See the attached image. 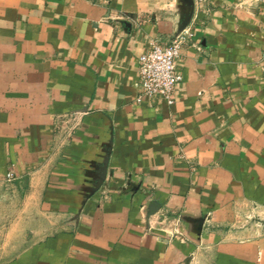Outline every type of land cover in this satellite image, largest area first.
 <instances>
[{"label":"crops","instance_id":"1","mask_svg":"<svg viewBox=\"0 0 264 264\" xmlns=\"http://www.w3.org/2000/svg\"><path fill=\"white\" fill-rule=\"evenodd\" d=\"M0 264H264V0H0Z\"/></svg>","mask_w":264,"mask_h":264},{"label":"built area","instance_id":"2","mask_svg":"<svg viewBox=\"0 0 264 264\" xmlns=\"http://www.w3.org/2000/svg\"><path fill=\"white\" fill-rule=\"evenodd\" d=\"M195 35L189 28L179 32L168 41H153L138 60V102L144 99L163 100L168 106L175 103L178 86L184 77L178 70L183 50L194 44ZM18 179L13 168L6 175L9 183Z\"/></svg>","mask_w":264,"mask_h":264},{"label":"water","instance_id":"3","mask_svg":"<svg viewBox=\"0 0 264 264\" xmlns=\"http://www.w3.org/2000/svg\"><path fill=\"white\" fill-rule=\"evenodd\" d=\"M183 30H184V29H183ZM183 30H182V31H183ZM157 210H158V205L155 204V205L153 206V208H152V213H155Z\"/></svg>","mask_w":264,"mask_h":264}]
</instances>
